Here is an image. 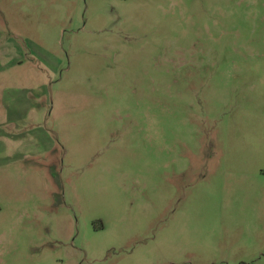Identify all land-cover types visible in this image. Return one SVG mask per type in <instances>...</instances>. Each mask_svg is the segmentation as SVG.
Masks as SVG:
<instances>
[{"label":"rangeland","instance_id":"1","mask_svg":"<svg viewBox=\"0 0 264 264\" xmlns=\"http://www.w3.org/2000/svg\"><path fill=\"white\" fill-rule=\"evenodd\" d=\"M0 264H264V0H0Z\"/></svg>","mask_w":264,"mask_h":264}]
</instances>
